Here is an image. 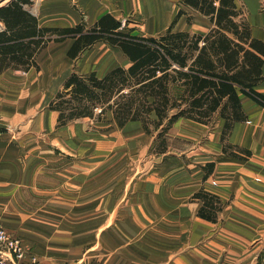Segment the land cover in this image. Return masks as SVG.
<instances>
[{"label":"crops","instance_id":"crops-1","mask_svg":"<svg viewBox=\"0 0 264 264\" xmlns=\"http://www.w3.org/2000/svg\"><path fill=\"white\" fill-rule=\"evenodd\" d=\"M150 1L164 12L157 28L165 32L177 13L169 14L166 0H41L35 10L22 7L38 28L72 27L82 17L90 27L105 14L121 23L130 12L147 17ZM239 1L252 36L264 42V0ZM0 33L11 36L2 21ZM70 44L48 43L35 56L38 69L27 71L11 61L15 41L5 42L7 54L0 49V217L25 247L18 264H264V109L241 98L247 120L234 124L228 143L250 151L246 161L222 153L220 119H179L163 154L152 152L153 138L138 123L118 133L111 123L106 132L91 130L89 119L58 127L48 103L65 78H101L128 66L103 43L74 61L66 56ZM96 47L116 52L121 64L98 68L104 54L94 58ZM255 89L264 96V82ZM199 190L224 204L216 222L197 216L202 202L192 196Z\"/></svg>","mask_w":264,"mask_h":264},{"label":"trees","instance_id":"trees-1","mask_svg":"<svg viewBox=\"0 0 264 264\" xmlns=\"http://www.w3.org/2000/svg\"><path fill=\"white\" fill-rule=\"evenodd\" d=\"M176 1L179 8L171 26L153 37L133 34L134 29L108 14L90 27L80 22L72 27L38 28L22 7L30 3L12 0L0 8V21L11 33L9 39L0 33L1 54L8 53L5 42L15 41L11 61L27 71L30 66L38 69L35 56L51 42L69 40L66 56L74 61L97 43L118 49L127 67H115L101 78L94 72H72L65 78L48 103V109L57 113L58 127L81 119L119 129L138 123L153 138L154 153L163 154L165 136L179 119L201 125L220 119L222 153L246 161L250 151L229 144L228 138L235 123L247 120L242 97L264 109V96L255 89L264 82V42L252 36L248 12L239 0ZM183 15L188 23L198 15L210 28L206 33L172 31ZM213 167L209 163L204 169L209 174ZM192 198L202 202L197 216L216 222L224 208L220 199L204 190Z\"/></svg>","mask_w":264,"mask_h":264},{"label":"rangeland","instance_id":"rangeland-1","mask_svg":"<svg viewBox=\"0 0 264 264\" xmlns=\"http://www.w3.org/2000/svg\"><path fill=\"white\" fill-rule=\"evenodd\" d=\"M245 1L248 5H250V3H252V2H254V0H245ZM30 3L32 6L30 8L33 9V6H34V10H35L41 5L42 2H41V0H30ZM166 5H167V9H168L169 14L171 13V15L174 16L175 13L178 11L179 6L176 4V2L171 1V0L170 1L166 0ZM260 10L264 11V5H262V9H260ZM186 19H187L186 15L181 16L178 19L179 21H177L175 23V25H173L174 30L175 31L185 30V31H188L190 33H203L209 27V24L207 23V21L205 19L198 17L196 15H193L190 23H188L186 21ZM53 22H57V21L54 20ZM81 22H84L83 17L81 18ZM122 23L124 24V26L126 28L136 30V32L133 33L136 35L159 34V33L164 32V30L158 29L157 26L152 27V25L150 24V21H148V16L146 17L145 15H143V14L140 15L136 12H133V13L130 12L128 14H125L124 15V21ZM104 49H99L98 47H96L95 48L96 51L94 52V55H95L94 58H98V57L102 56L104 54ZM105 54L103 55L102 59L96 60V62L99 61V63H97V65H96V66H98V68L107 67L109 65L121 64L120 62L122 61V59H120V57L116 54V52L109 50ZM82 66L86 67V65L81 64L80 67H82ZM80 70H83V69L81 68ZM53 78L54 77H51V78H49V80H51ZM52 84H53V88L57 84L56 88L58 89L61 83H59V82L57 83V80H54L52 82ZM87 123H88L89 127L91 128V130L99 131L100 133H102L104 131L106 132V129L108 128V126H110L109 123H104V124L99 123L97 125H95L96 123H93V121H90V122L87 121ZM113 129H115V132L118 133L119 128H117L116 126H113ZM108 136L109 135H107V138H108ZM165 139H166V136H165ZM152 152L154 153V149H152Z\"/></svg>","mask_w":264,"mask_h":264},{"label":"built area","instance_id":"built-area-1","mask_svg":"<svg viewBox=\"0 0 264 264\" xmlns=\"http://www.w3.org/2000/svg\"><path fill=\"white\" fill-rule=\"evenodd\" d=\"M25 257L23 243L5 229L0 217V264H18Z\"/></svg>","mask_w":264,"mask_h":264},{"label":"bare ground","instance_id":"bare-ground-1","mask_svg":"<svg viewBox=\"0 0 264 264\" xmlns=\"http://www.w3.org/2000/svg\"><path fill=\"white\" fill-rule=\"evenodd\" d=\"M11 0H0V8L8 4ZM147 15H148V21H150V24L152 27L160 26L162 25V18H164V12H162L161 7L157 6L154 2L150 1L145 4Z\"/></svg>","mask_w":264,"mask_h":264}]
</instances>
